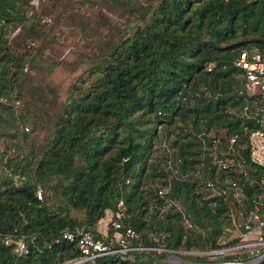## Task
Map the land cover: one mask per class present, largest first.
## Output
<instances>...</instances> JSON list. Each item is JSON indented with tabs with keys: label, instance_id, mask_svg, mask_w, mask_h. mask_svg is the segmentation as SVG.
Returning <instances> with one entry per match:
<instances>
[{
	"label": "trees",
	"instance_id": "16d2710c",
	"mask_svg": "<svg viewBox=\"0 0 264 264\" xmlns=\"http://www.w3.org/2000/svg\"><path fill=\"white\" fill-rule=\"evenodd\" d=\"M63 29L69 58L50 53ZM251 46L264 53V0H0V264H150L165 252L152 246H218L229 207L195 177L228 175L246 206L257 197L249 179L264 167L245 130L264 133L252 104L264 92L238 91L233 64ZM55 64L71 73L63 94L45 81ZM158 125L171 146L160 155ZM167 200L178 207L161 210ZM106 208L136 233L131 247L80 258L61 230L107 235L94 230Z\"/></svg>",
	"mask_w": 264,
	"mask_h": 264
},
{
	"label": "built area",
	"instance_id": "2783aa9c",
	"mask_svg": "<svg viewBox=\"0 0 264 264\" xmlns=\"http://www.w3.org/2000/svg\"><path fill=\"white\" fill-rule=\"evenodd\" d=\"M233 64L238 68L237 76L240 79V88L238 91L247 94H257L264 92V53L257 49L255 46L241 47L235 58ZM243 109L247 107V103L243 104ZM262 123L263 118H260ZM248 159L264 167V133L260 126L245 130ZM236 133H232L227 137V143L230 145L234 140ZM230 160V158H229ZM233 163L237 166L238 170L245 171V165L240 160L232 159L225 164ZM224 164V162H222ZM206 176V175H205ZM250 182L255 183L257 189V197L253 200L250 206L244 204L245 193L242 191L238 182L230 177L223 176L217 182L210 179L208 176L202 180L203 187L209 194L221 195L222 199L228 205V215L235 228L236 240L229 243H221L218 246L207 249V253L219 255L218 263L216 264H254L256 260L264 257V175L249 179ZM229 189L230 196H232L235 203L231 199H227ZM160 191V189H158ZM237 194H241L238 198ZM213 203L211 200L210 204ZM231 203V204H230ZM239 203V205H238ZM242 203L247 208L242 209ZM234 209L231 210V207ZM120 212L117 209L110 210L108 213L103 214V220L106 225L116 230V233H110L102 236H94L93 233L86 228L78 230L76 233L69 229H62L60 236L69 240H74L80 258H87L96 254L104 253L107 251L120 250L131 247L128 245L129 237L135 236L134 230L129 226H123L119 220ZM186 226L192 223L187 219H183ZM121 228L118 231V228ZM4 241L8 238L4 237ZM111 242H116V246ZM141 247V246H137ZM13 249L21 251L24 249L23 242L16 238L14 239ZM173 249L163 246L156 247V250ZM239 249V250H238ZM234 250H236L234 252ZM243 250L244 254L237 253ZM231 253V255L224 256V254ZM168 264H180L177 261H169Z\"/></svg>",
	"mask_w": 264,
	"mask_h": 264
},
{
	"label": "rangeland",
	"instance_id": "374dc122",
	"mask_svg": "<svg viewBox=\"0 0 264 264\" xmlns=\"http://www.w3.org/2000/svg\"><path fill=\"white\" fill-rule=\"evenodd\" d=\"M29 1L32 2L33 4H35L37 0H29ZM103 10H104V13L106 15H108L109 17H114L117 14V13H114V12H106L105 9H102V11ZM48 22H49V19H48ZM16 28H17V26H15L11 30V32L14 31ZM63 33H64V35H66V34L67 35L60 39V41H61L60 43L54 42L51 45L53 47H52V49H50V53L53 54V55L55 54V55H59V56H63V57L69 58L73 54L72 51L70 50V45H69V44H73V38H72V34L70 35L67 31H64V29H63L62 34ZM76 45H78V43H76ZM70 76H71V73L68 72L67 68H65V67H63V66H61L59 64H55L51 68V70L46 74L45 81L48 82L49 84L54 85L56 87V89H57L59 94H63L65 86H66V83L68 82ZM252 104H253L254 108H260L261 106L262 107L264 106L262 104L261 100L258 101L257 103L255 101H253ZM157 130H158L159 135L161 136V139H163V140L160 143H155L154 144V149H153L154 152H153V154H156V155L165 154V153H167V151H169V149H171V146H169V143H167V141L165 140V137H164V135L166 134V126H164V125H160L159 126L158 125ZM168 136L170 138V136H172V134L169 133ZM211 158L213 160H217L218 159L216 157V155H213V154L211 155ZM230 160H232V158ZM230 160H229V158H225L221 162H224V164H225L227 162H230ZM167 163H169V162H167ZM237 171H238V169H237ZM205 175H206L205 172H201L198 175H196L195 179H197V180L199 179V180L202 181V180H204L207 177ZM159 179L161 180L162 178L161 177L158 178V181H160ZM201 188L203 189V187H201ZM256 188L260 189L258 187V185H257ZM237 197L240 198L241 194H237ZM166 202H167L166 204H165V202H163L161 204V210L166 208L167 205H168L169 209L178 207V203L175 200H172V201L167 200ZM244 204L242 203V207L241 208L246 210L247 208L245 207ZM238 205H239V203H238ZM232 209H234L233 206L231 207V210ZM181 223L183 225L184 231L185 230H188V231L192 230V232H198L199 231V229L193 224H191L190 226H186L184 221H183V219H182ZM231 224H232V222L229 219L228 224L222 227L221 233H219L218 237L216 238L218 244H221V243L224 244V243H226V241H229V239L231 237H235V231H234L235 228ZM199 233L201 234L202 231H199ZM159 246H161V245H156V246H152V247L156 249V247H159ZM163 250L165 252H164V255L159 257V260H158L159 262L150 263V264H168L170 260L174 261V262L177 261L178 263L180 262V264H216V263H218L217 260L219 259V255L212 254V253H207L206 252L207 249H199V248H197L195 246H192V247H190L188 249H184V248H181V247H175L173 249H168V250L167 249H163ZM235 251L236 250H234V252ZM187 252L190 253V254H197L201 259L200 260L199 259L198 260L197 259L194 260V258H192V256L181 255V254L187 253ZM238 252L241 253V254H244L243 250L237 251V253ZM228 254H231V253H228Z\"/></svg>",
	"mask_w": 264,
	"mask_h": 264
},
{
	"label": "crops",
	"instance_id": "0c3cea01",
	"mask_svg": "<svg viewBox=\"0 0 264 264\" xmlns=\"http://www.w3.org/2000/svg\"><path fill=\"white\" fill-rule=\"evenodd\" d=\"M110 211L109 208H106L104 210V213H108ZM103 213V214H104ZM94 230L97 232V233H100V234H106L108 232L107 230V225L106 223L104 222L103 220V215L100 216L97 220H96V223H95V226H94ZM117 231L116 230H111L109 231V234L110 233H116Z\"/></svg>",
	"mask_w": 264,
	"mask_h": 264
}]
</instances>
